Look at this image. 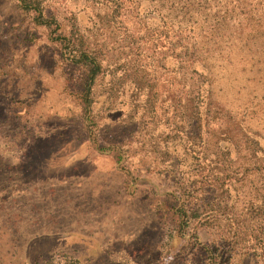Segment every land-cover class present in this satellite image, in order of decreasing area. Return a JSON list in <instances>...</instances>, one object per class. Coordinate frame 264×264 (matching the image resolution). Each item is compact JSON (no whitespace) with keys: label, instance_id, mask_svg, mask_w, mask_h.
Listing matches in <instances>:
<instances>
[{"label":"rangeland","instance_id":"rangeland-1","mask_svg":"<svg viewBox=\"0 0 264 264\" xmlns=\"http://www.w3.org/2000/svg\"><path fill=\"white\" fill-rule=\"evenodd\" d=\"M38 1L51 27L21 0H0V264H257L251 195L236 192L235 224L220 211L215 225L202 216L180 229L176 208L206 197L205 180L191 179L196 163L170 134V111L145 116L141 71L166 99L171 68L136 32L140 15L133 26L112 19L113 0ZM71 32L106 50L89 107L88 68L60 38ZM236 73L215 96L242 112L250 96L237 93ZM250 127L264 134V117Z\"/></svg>","mask_w":264,"mask_h":264},{"label":"trees","instance_id":"trees-1","mask_svg":"<svg viewBox=\"0 0 264 264\" xmlns=\"http://www.w3.org/2000/svg\"><path fill=\"white\" fill-rule=\"evenodd\" d=\"M21 1L24 10L36 11L38 25L54 24L38 0ZM126 1L113 0L107 6L112 19L124 18L134 26L140 15L136 32L145 33L142 39L146 45L154 39L151 51L159 49L164 60H170V94L166 99L161 98L155 79L141 71L149 83L143 88L145 116L157 121L170 111L174 118L170 134L185 139V145L180 143L196 163L191 179L205 180L206 197L195 203L187 200L176 208L180 229L184 231L202 216L207 225H215L220 211L223 219L235 224L238 220L232 210L238 200L236 192L251 195L245 216L251 214L255 222L247 230L255 243L257 264L261 260L264 264V134L250 127L254 116L264 117V0H144V6L141 1L133 5ZM60 38L77 52V63L88 68L83 101L89 107L93 86L106 70V50L85 42L83 34L71 32L69 37ZM233 69L242 76L237 93L250 96V105L242 112H234L215 96V85ZM234 80H239L238 76ZM251 84L254 95L244 92ZM202 248L209 258L214 256L211 249Z\"/></svg>","mask_w":264,"mask_h":264}]
</instances>
